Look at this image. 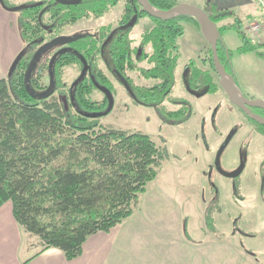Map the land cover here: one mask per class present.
Here are the masks:
<instances>
[{"label": "trees", "instance_id": "trees-1", "mask_svg": "<svg viewBox=\"0 0 264 264\" xmlns=\"http://www.w3.org/2000/svg\"><path fill=\"white\" fill-rule=\"evenodd\" d=\"M119 1L63 4L32 0L18 6L16 26L23 48L0 78V206L10 201L14 219L38 239L41 250L57 248L67 260L80 256L88 236L107 232L132 215L139 195L158 176L167 156L165 147L148 134L97 122L101 117L94 115L104 109L91 99V92L95 84L110 85L99 67L103 52L109 53L107 61L114 75L122 77L142 103H159L174 83L183 23L200 28L193 17L157 19L143 12L136 0H121L123 10L117 26L104 25L99 34H78L64 43L65 50L52 62L40 64L38 59L32 66L44 41L81 19L104 16ZM148 2L160 10L179 3ZM202 9L218 27V57L235 83L222 31L235 28L239 53L260 56L264 42H255L246 33L235 12L219 9L212 0H205ZM134 16L152 21L141 36L137 57L132 40L119 34L128 32L126 25ZM225 20L231 21L220 24ZM208 51L209 56L202 59L208 69L191 62L186 64L190 66L187 76L207 92H215L218 84L211 74L215 70L210 48ZM67 66H77L80 72L88 69L84 78L68 88L61 80ZM131 74L139 83H134ZM50 87L51 94L39 96Z\"/></svg>", "mask_w": 264, "mask_h": 264}, {"label": "rangeland", "instance_id": "rangeland-1", "mask_svg": "<svg viewBox=\"0 0 264 264\" xmlns=\"http://www.w3.org/2000/svg\"><path fill=\"white\" fill-rule=\"evenodd\" d=\"M3 1L13 8L32 0ZM177 1L200 8L205 3V0ZM212 1L216 2L219 9L230 10L231 0ZM252 4L262 14L261 19L257 14L248 16L242 15L240 11L239 14L238 11L235 13L243 20L246 33L252 25H259V31L252 38L255 42H261L264 10L256 1L253 0ZM122 10L120 0L102 18L81 19L65 27L57 43L41 53L39 63L47 60L52 62L60 44L75 34H94L100 25L108 23L115 26ZM11 13L16 21V11ZM150 26L147 17L138 19L131 36L137 42L140 33ZM183 26L184 33L178 39L180 58L169 97L189 106L184 121L163 123L156 118L151 108L136 105L123 85L113 78L104 61L99 64L112 82L114 94L109 113L97 119V122L148 134L158 145L165 147L167 154L158 176L139 195L137 210L122 221L120 228L126 232L130 229L133 234L139 220L150 222L152 228L143 237L146 242L145 253L147 246L152 243L162 245L158 249L154 246L148 249L153 253V257L148 256L150 263L138 258L137 264H153L151 258L162 264H264V189H261L264 183V161L262 155H257L258 143H252L245 135L235 110L223 98V93L211 94L198 90L190 94L185 90L182 75L184 65L191 59L201 64V60L209 56L210 47L197 25L184 22ZM234 29H224L221 38L229 50L232 74L240 89L236 81L235 84L244 96L259 98L251 97L246 89L251 88L254 94L260 92L264 95V47L259 50L260 56L254 52L239 53L237 47L240 40ZM22 48L23 44L17 49L13 60ZM79 73L77 66L64 67L61 80L68 88ZM131 76L135 83H139L134 74ZM90 96L96 101L103 99V93L96 89ZM166 106L170 110L177 108L172 102ZM219 145L224 148L218 162L226 170L229 158L237 159L239 154L242 155L245 167L237 181L227 179L215 170L213 161ZM212 201H216L214 207ZM214 212L216 223L213 220ZM208 220L213 227L208 225ZM140 251V257H145L144 251Z\"/></svg>", "mask_w": 264, "mask_h": 264}, {"label": "crops", "instance_id": "crops-1", "mask_svg": "<svg viewBox=\"0 0 264 264\" xmlns=\"http://www.w3.org/2000/svg\"><path fill=\"white\" fill-rule=\"evenodd\" d=\"M252 1L231 0L229 9L238 11V14L240 11L242 15L257 14L260 18L262 14L258 8L252 7ZM246 8L247 10L250 8V11L247 12ZM11 12L0 4V78L5 77L17 49L22 46L16 21L11 17ZM261 31V42H264V26ZM235 81L239 87L237 79ZM246 92L251 97L264 99L263 94L260 92L254 94L251 88L246 89ZM122 221L107 232L100 231L88 236L80 256L67 260L57 248L41 250L38 239L18 225L12 214L11 202L6 201L0 206V264H137L138 258L150 263L148 256L153 257V253L148 249H152L153 246L158 249L162 246L159 243H152L153 245L147 246L145 253L146 242L143 237L147 230L152 228L151 223L139 220L132 234V230L126 232L120 228ZM140 250L144 251L145 257H140ZM151 260L153 264L157 262L162 264L157 259L151 258Z\"/></svg>", "mask_w": 264, "mask_h": 264}, {"label": "flooded vegetation", "instance_id": "flooded-vegetation-1", "mask_svg": "<svg viewBox=\"0 0 264 264\" xmlns=\"http://www.w3.org/2000/svg\"><path fill=\"white\" fill-rule=\"evenodd\" d=\"M109 13V12H108ZM106 15V14H105ZM104 15V16H105ZM103 17V16H102ZM100 17V18H102ZM120 18V17H119ZM119 18L117 20H119ZM141 18H144V17H140V18H137L136 16H134L128 23L126 26L130 27L128 32H120L119 34L120 35H127L132 41H131V47L134 48L135 52H134V56L137 57V53L141 51L142 49V45H140V40H141V36L142 34L147 30L149 29L150 27L146 28L142 33H140L139 35V39L138 41L136 42L134 37L131 36V30L132 28L137 24V20L138 19H141ZM148 18V17H147ZM151 25H152V21L150 18H148ZM133 21V22H132ZM130 22H132V24H130ZM110 24V23H108ZM104 25H100L98 28H97V31L94 33L96 34L99 30L100 27H102ZM117 26V23L116 25ZM115 26H112V27H115ZM81 34H90V35H94L93 33H81ZM79 34V35H81ZM99 34V32L97 33ZM62 35L59 34V35H55L52 39L50 38L49 41L53 40V39H56L58 40V38ZM78 34H75L74 36H76ZM73 36V37H74ZM72 37V38H73ZM71 39V38H70ZM68 41V40H67ZM66 41V42H67ZM65 42V43H66ZM46 43V42H45ZM60 48L57 49V51L54 53V58L61 52H63L65 50V47L63 46L64 43L60 44ZM59 51V53H58ZM108 55L109 53L108 52H103V55L101 57V61H104V64H105V67L108 69V71L111 73V75L113 76V78H115L118 83L122 84L124 89L128 92V95L130 96L131 100L136 104V105H140V106H143V107H147V108H151V110L153 111L154 115L156 116V118L158 117L163 123H167V124H172L173 121H184L187 116H188V112H189V106L186 104V103H183L181 100H174L172 99L170 96V94L164 96L162 99H160V102L159 103H155V102H152V103H148V104H144L141 102V100H139L133 93L132 90H130V88H128L126 86V83L124 81V79L122 77H117L116 75H114L113 71L110 69L109 67V64H108V61H107V58H108ZM40 58V56H39ZM38 58V59H39ZM53 58V60H54ZM52 60V61H53ZM50 61V60H49ZM191 62H194L196 65H198L199 67H201L203 70H206L208 69V67L206 65H203L202 63V60H201V64H198L196 61H194V59H191L189 60L186 64L188 63H191ZM186 64L184 65V70L182 71V75H183V78H184V88L185 90L190 93V94H194L195 92H197L198 90H202L206 93H211V94H216L218 92H221L223 93V98L225 100L228 101V103L232 106V108L235 110L236 114H237V121H239V125L240 127L243 129L245 135H247V137H249V140L253 143V141H257V149H258V153L257 155H262V159L264 161V123L262 122H259L257 120H254L250 117V115H248L242 108L236 106L235 104H233L228 96L226 95V93L224 92V90L219 86V83H218V76L216 74L215 71H211V74H213V76L216 77L217 79V84H218V89L215 91V92H207L203 87H200L199 85V82H194V81H190L188 79V76H187V73L189 71V67L190 66H186ZM194 64V66H195ZM101 70L103 71L104 75L106 76V78L109 80L110 83H112L110 81V79L108 78V76L105 74V71L103 70V68H101ZM215 70V69H214ZM87 72H88V69L85 67L80 73H79V76L75 79V81L72 83H76L78 80L84 78L86 75H87ZM228 73V72H227ZM135 83V82H134ZM71 84V85H72ZM98 90V91H101L103 93V99L100 100V101H97L99 103V106H102L103 107V112H105L109 105L111 106L112 105V101H113V87H112V84L109 85V87H105V86H96L95 85V88L92 90V92L94 90ZM172 89V88H171ZM239 90V89H238ZM106 91L108 93V95L106 94ZM91 92V93H92ZM240 92V91H239ZM171 93V91H170ZM243 95V94H242ZM244 96V95H243ZM246 97V96H245ZM248 98V97H247ZM248 99H253V98H248ZM96 101V100H95ZM168 102H172L174 105L177 106L176 109L174 110H170L167 108L166 104ZM247 109L254 115L256 116H259V117H262L264 118V108L263 107H260V106H254V105H246ZM110 111V110H109ZM109 111L102 115V116H105L109 113ZM100 116V117H102ZM232 134V133H231ZM231 136V135H230ZM262 140V142H260ZM223 145H219V150L218 152L216 153L215 155V160L213 161V166L215 168V170L223 177L227 178V179H230V180H238L240 179V175L243 173L244 171V167H245V164H244V161L242 159V155H238L237 156V159L236 158H229V162L227 163V167L228 169H224L220 166V163L218 162V159L220 157V154L223 150ZM245 154H247V150L245 151ZM261 189L263 190L264 189V183L263 185L261 186ZM262 195V194H261ZM216 201H212L211 204L215 205ZM211 205V206H212ZM218 214V213H217ZM213 220L214 222L216 223L217 220H216V214L214 212V216H213ZM213 223V224H215Z\"/></svg>", "mask_w": 264, "mask_h": 264}, {"label": "water", "instance_id": "water-1", "mask_svg": "<svg viewBox=\"0 0 264 264\" xmlns=\"http://www.w3.org/2000/svg\"><path fill=\"white\" fill-rule=\"evenodd\" d=\"M55 1L63 3V4H70V3L75 2L76 0H55ZM136 1L141 7L143 12L157 19H169L177 15H187V16L193 17L199 23L201 33L203 34L207 43L209 44L211 54H212L213 67L219 78L218 79L219 86L224 90L229 100L233 104L242 108L248 115H250L252 119L264 123V118L252 114L246 107V105L249 104V105L260 106L264 108V101L260 100L259 98L248 99L247 97L243 96L239 92L236 84L234 83L232 75H229L227 73L224 65L221 63L218 57L217 44H218V39L220 38V32L218 30V27L216 23L209 17V15L202 8L194 4L179 2L178 4L171 7L170 9L160 10V9L153 7L148 2V0H136ZM0 4L4 8L10 11H16L18 8H20L18 6L13 7V8L6 7L3 0H0ZM132 22H130V24H132ZM56 43H57V40L53 39L50 42H46L42 46H40L35 56L33 57V60L31 63L32 66H34L35 61L38 60L41 53L45 52V50L55 45ZM95 85L98 86L97 84ZM51 92H52V88L50 87V89H47L43 94L39 96L45 97L51 94ZM106 94L108 95L107 91H106ZM110 108L111 106L109 105L108 109L105 112L95 114L94 116H99V115L102 116L106 114L110 110Z\"/></svg>", "mask_w": 264, "mask_h": 264}, {"label": "built area", "instance_id": "built-area-1", "mask_svg": "<svg viewBox=\"0 0 264 264\" xmlns=\"http://www.w3.org/2000/svg\"><path fill=\"white\" fill-rule=\"evenodd\" d=\"M258 5L264 10V0H254ZM259 31V25L254 24L249 29H247V34L252 38L255 33ZM253 39V38H252Z\"/></svg>", "mask_w": 264, "mask_h": 264}]
</instances>
